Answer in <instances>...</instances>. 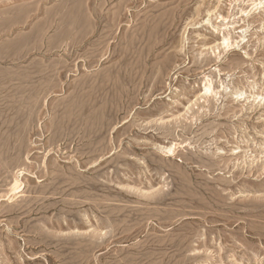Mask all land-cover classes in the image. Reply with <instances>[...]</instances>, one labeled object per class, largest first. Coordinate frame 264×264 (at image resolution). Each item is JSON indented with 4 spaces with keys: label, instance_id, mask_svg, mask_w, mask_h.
<instances>
[{
    "label": "rangeland",
    "instance_id": "obj_1",
    "mask_svg": "<svg viewBox=\"0 0 264 264\" xmlns=\"http://www.w3.org/2000/svg\"><path fill=\"white\" fill-rule=\"evenodd\" d=\"M0 264H264V0H0Z\"/></svg>",
    "mask_w": 264,
    "mask_h": 264
},
{
    "label": "bare ground",
    "instance_id": "obj_2",
    "mask_svg": "<svg viewBox=\"0 0 264 264\" xmlns=\"http://www.w3.org/2000/svg\"><path fill=\"white\" fill-rule=\"evenodd\" d=\"M207 91H208V89H207ZM167 153H172V148H169V149L167 150ZM14 188L16 189L15 186H14Z\"/></svg>",
    "mask_w": 264,
    "mask_h": 264
}]
</instances>
